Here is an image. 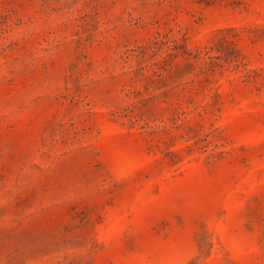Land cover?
<instances>
[{
	"label": "rangeland",
	"instance_id": "rangeland-1",
	"mask_svg": "<svg viewBox=\"0 0 264 264\" xmlns=\"http://www.w3.org/2000/svg\"><path fill=\"white\" fill-rule=\"evenodd\" d=\"M0 264H264V0H0Z\"/></svg>",
	"mask_w": 264,
	"mask_h": 264
}]
</instances>
